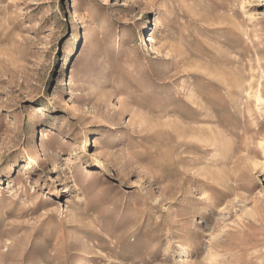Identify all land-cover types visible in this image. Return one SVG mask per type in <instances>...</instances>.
Listing matches in <instances>:
<instances>
[{
  "label": "rangeland",
  "instance_id": "obj_1",
  "mask_svg": "<svg viewBox=\"0 0 264 264\" xmlns=\"http://www.w3.org/2000/svg\"><path fill=\"white\" fill-rule=\"evenodd\" d=\"M0 264H264V0H0Z\"/></svg>",
  "mask_w": 264,
  "mask_h": 264
},
{
  "label": "bare ground",
  "instance_id": "obj_2",
  "mask_svg": "<svg viewBox=\"0 0 264 264\" xmlns=\"http://www.w3.org/2000/svg\"><path fill=\"white\" fill-rule=\"evenodd\" d=\"M148 40H152V38H149ZM148 40H147V41H148Z\"/></svg>",
  "mask_w": 264,
  "mask_h": 264
}]
</instances>
